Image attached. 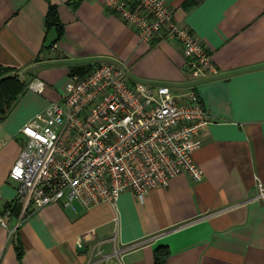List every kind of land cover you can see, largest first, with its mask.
Instances as JSON below:
<instances>
[{
    "label": "crops",
    "instance_id": "0c3cea01",
    "mask_svg": "<svg viewBox=\"0 0 264 264\" xmlns=\"http://www.w3.org/2000/svg\"><path fill=\"white\" fill-rule=\"evenodd\" d=\"M169 5L215 65L195 83L210 120L194 155L202 180L181 174L143 203L126 192L116 205L88 211L52 203L10 216L8 228L0 224V264H86L92 243L85 252L78 243L89 232L107 254L138 245L121 256L123 264H264V199L256 187L264 185V0ZM52 8L61 35L48 24ZM101 60L125 63L133 81L165 84L178 96L189 88L181 44L165 35L143 41L104 0H0V65L29 82L0 122V215L16 204L10 172L26 141L21 129L60 101L72 72L89 73ZM36 82L45 84L43 94L30 89ZM160 248L167 256L157 263Z\"/></svg>",
    "mask_w": 264,
    "mask_h": 264
},
{
    "label": "built area",
    "instance_id": "2783aa9c",
    "mask_svg": "<svg viewBox=\"0 0 264 264\" xmlns=\"http://www.w3.org/2000/svg\"><path fill=\"white\" fill-rule=\"evenodd\" d=\"M104 2L143 41L152 43L165 35L181 44L189 88L178 96L168 85L133 81L128 65L112 60L98 61L84 75L69 76L60 101L21 129L26 141L10 179L18 184L16 202L22 217L32 207L52 203L74 211L78 205L86 211L104 203L116 205L126 192L143 203L150 191L167 187L181 174L195 181L203 178L194 155L202 147L199 137L210 120L195 83L215 70L210 50L176 21L169 0ZM30 89L43 94L46 86L36 82ZM256 187L259 199H264V185L258 181ZM11 214L7 209L0 215L3 227H9ZM86 242L92 243L86 264H123L121 256L138 246L107 254L93 232L78 245Z\"/></svg>",
    "mask_w": 264,
    "mask_h": 264
},
{
    "label": "trees",
    "instance_id": "16d2710c",
    "mask_svg": "<svg viewBox=\"0 0 264 264\" xmlns=\"http://www.w3.org/2000/svg\"><path fill=\"white\" fill-rule=\"evenodd\" d=\"M57 20L58 18L54 12V9L52 8L47 17L48 24L58 25ZM58 27L61 35L62 28L60 25H58ZM75 73L76 72H72L71 75H74ZM28 88L29 82L22 80L18 74L13 72L12 69L0 65V122L7 116L12 106L28 90ZM8 209H11V216H19L21 213V205L18 202H16L14 207L9 206ZM166 256L167 252L164 248L158 249L156 251V262L162 263Z\"/></svg>",
    "mask_w": 264,
    "mask_h": 264
},
{
    "label": "water",
    "instance_id": "95a60500",
    "mask_svg": "<svg viewBox=\"0 0 264 264\" xmlns=\"http://www.w3.org/2000/svg\"><path fill=\"white\" fill-rule=\"evenodd\" d=\"M78 251L79 252H85L86 251V247L84 245L78 246Z\"/></svg>",
    "mask_w": 264,
    "mask_h": 264
}]
</instances>
